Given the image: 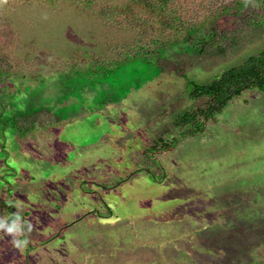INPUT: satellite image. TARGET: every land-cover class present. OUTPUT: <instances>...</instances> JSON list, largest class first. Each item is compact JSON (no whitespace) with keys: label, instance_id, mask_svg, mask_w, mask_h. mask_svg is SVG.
I'll return each mask as SVG.
<instances>
[{"label":"rangeland","instance_id":"374dc122","mask_svg":"<svg viewBox=\"0 0 264 264\" xmlns=\"http://www.w3.org/2000/svg\"><path fill=\"white\" fill-rule=\"evenodd\" d=\"M29 1L0 12V70L20 74L0 85L6 103L19 95L16 127L0 116V223L17 225L0 228V264H264V93H243L196 137L174 124L198 107L176 69L209 83L262 51L264 37L240 26L237 43L231 33L220 42L223 56L174 57L163 72L127 64L104 86L68 95L60 73L84 59L72 48L109 59L125 42L145 43L147 24L130 31L140 24L130 14L104 23L82 4ZM121 4L98 0L92 12ZM161 139L177 146L165 152ZM144 168L149 175L134 173ZM43 238L55 240L41 246Z\"/></svg>","mask_w":264,"mask_h":264},{"label":"trees","instance_id":"16d2710c","mask_svg":"<svg viewBox=\"0 0 264 264\" xmlns=\"http://www.w3.org/2000/svg\"><path fill=\"white\" fill-rule=\"evenodd\" d=\"M97 1H29L30 5H45L50 9L61 5L82 4L83 8L92 13L89 15L91 18L104 23H106L105 18L114 21L123 13L126 16L131 15L130 17L137 20V24L140 20V24L131 25L130 31L139 30L142 24H147L149 33L145 43L135 42L132 45V43L125 42L121 48H115L116 51L112 52L109 59H92L89 55L90 50L84 51V48L79 45L72 48L74 59L80 57L84 59L80 61L79 65L77 64L78 66L71 65L69 70L60 73L61 84L68 95L71 90H81L79 88L81 85L93 87L102 84L104 86L117 79L125 69L127 70L128 67H125L127 64L128 66L131 64L146 65L149 68L159 65L161 69L158 70L163 72L165 71L164 64L174 57L186 55L194 59L195 56H205L213 50L212 55L223 56L225 51L220 48V42L227 38L226 34L231 33L228 36L237 43L239 38L234 30L240 26L248 29V32H241L244 36L249 34L250 36L257 35L260 39L261 36L264 37V0H122V10L95 13L92 12V8L99 4L94 5ZM15 3L16 0H0V12L7 11L10 4L13 6ZM137 9H142L147 19L139 16ZM236 31L239 32V30ZM55 59L53 55L49 58V62H54ZM176 70L181 73L183 79H187L186 96L188 100L197 104L198 107L180 115L179 120L174 124L188 125L189 129L186 133L196 137L204 132L209 120L221 113L243 93L249 91L264 93V46L262 51L260 49L256 54L245 58L238 66L228 68L212 80H208L209 83H201L200 81L203 80L196 81L194 76L187 78L189 72L183 73L180 71L182 69ZM19 75L17 72L6 75L0 70V85ZM106 89L108 90V99L105 100V103L109 104L113 100V90ZM16 94H10L6 103L5 91L0 87V111L3 110L0 115L9 114V118L14 120L10 127L15 126L14 117L17 115V107L13 103V99L19 96ZM34 96L37 97V94ZM30 97L27 100L30 101ZM22 98L24 99V97ZM6 106L9 109H6L8 108ZM32 128L33 126L29 127V129ZM16 130L27 133L22 125L18 126ZM155 145L165 152L171 151L177 146L176 141L167 144L162 142V139ZM13 201L14 199H11V202ZM95 212L93 211V213ZM23 219L26 220V216ZM13 222L15 219L8 226ZM44 239H39L37 242L41 246H47L55 240L54 238Z\"/></svg>","mask_w":264,"mask_h":264},{"label":"clouds","instance_id":"9594fccd","mask_svg":"<svg viewBox=\"0 0 264 264\" xmlns=\"http://www.w3.org/2000/svg\"><path fill=\"white\" fill-rule=\"evenodd\" d=\"M4 112H7L4 110ZM1 116V115H0ZM22 131V130H21ZM24 132V131H23ZM24 134L26 135V132H24ZM7 140V139H6ZM155 152H158L157 148L155 149ZM142 172L145 174V175H149V170L144 168L142 169ZM16 219L18 220L19 219V216L16 217ZM0 228H3L5 230L6 233L8 234H13L14 232L17 231V225L15 222H13L10 226H5L3 223H0ZM27 244V240L26 239H21L19 241H16L14 243V247H17V248H22L24 247L25 245Z\"/></svg>","mask_w":264,"mask_h":264},{"label":"crops","instance_id":"0c3cea01","mask_svg":"<svg viewBox=\"0 0 264 264\" xmlns=\"http://www.w3.org/2000/svg\"><path fill=\"white\" fill-rule=\"evenodd\" d=\"M134 173H137L138 175H140V176H142V175H144V173L141 171V172H139V171H135ZM134 173H132V175L134 174ZM131 175V176H132ZM130 179H131V177H129ZM88 193H92L93 194V191L91 192V191H88ZM89 212H92L93 213V210H89L88 212H86L85 214H87V213H89ZM85 214H82V218H84V220L86 219L85 218ZM93 216H92V214L91 215H89V219H91ZM80 219H81V217H80ZM84 220H82V221H84ZM64 232V231H63ZM55 239V238H54Z\"/></svg>","mask_w":264,"mask_h":264},{"label":"flooded vegetation","instance_id":"af4514ba","mask_svg":"<svg viewBox=\"0 0 264 264\" xmlns=\"http://www.w3.org/2000/svg\"><path fill=\"white\" fill-rule=\"evenodd\" d=\"M92 213V212H91ZM89 215H91L90 214V212L89 213H87V214H85L84 216H85V218H88L89 217ZM88 216V217H87ZM92 216H93V213H92Z\"/></svg>","mask_w":264,"mask_h":264}]
</instances>
